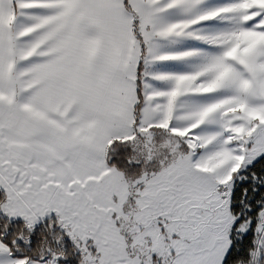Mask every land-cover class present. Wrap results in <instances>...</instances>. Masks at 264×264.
Returning a JSON list of instances; mask_svg holds the SVG:
<instances>
[{"label": "snow or ice", "instance_id": "6c2138e0", "mask_svg": "<svg viewBox=\"0 0 264 264\" xmlns=\"http://www.w3.org/2000/svg\"><path fill=\"white\" fill-rule=\"evenodd\" d=\"M0 264H264V0H0Z\"/></svg>", "mask_w": 264, "mask_h": 264}]
</instances>
